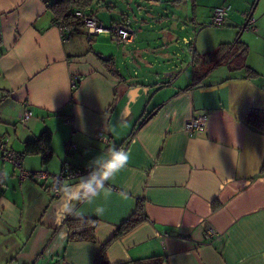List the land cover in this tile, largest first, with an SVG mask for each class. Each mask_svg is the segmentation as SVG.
I'll return each mask as SVG.
<instances>
[{"label":"crops","instance_id":"1","mask_svg":"<svg viewBox=\"0 0 264 264\" xmlns=\"http://www.w3.org/2000/svg\"><path fill=\"white\" fill-rule=\"evenodd\" d=\"M55 1L0 0V137L23 152L25 141L51 132V160L26 154L27 170H98L112 149L128 152L130 160L99 195L75 202L71 211L79 215L62 219L61 193L67 191L70 200L78 188L55 194L49 180L20 179L18 169L0 162V264H94L137 202L146 219L107 244L111 264L151 256L162 258L161 264H264V130L246 120L250 111H264V0H122L127 9L116 0H98L99 7L119 14L107 26L123 14L130 18L124 10L132 2L148 14H190L181 28L200 30L194 40L182 39L191 67L190 81L182 85L177 73L170 80L159 73L137 79L136 70L122 68L137 56L149 70L158 65L148 37L115 45V57L105 41L87 40L81 29L68 26L71 37L63 38L49 8ZM219 6L228 7L224 25L207 26ZM250 14L255 30L244 28ZM165 37H172L171 30ZM236 40L247 46L246 64L256 75L240 67L236 53L197 75L193 52ZM159 48L167 50V41ZM73 76L79 80L72 90ZM26 110L31 116L22 125ZM199 115L207 116L205 132L186 133L185 120ZM68 141L77 148L65 153ZM77 218L96 219L93 238H69L66 222ZM208 228L216 235L206 238Z\"/></svg>","mask_w":264,"mask_h":264},{"label":"trees","instance_id":"2","mask_svg":"<svg viewBox=\"0 0 264 264\" xmlns=\"http://www.w3.org/2000/svg\"><path fill=\"white\" fill-rule=\"evenodd\" d=\"M95 0H57L52 2L49 6L50 11L54 15V19L63 20L67 26L73 28V30L77 31L80 29L82 23L81 21L74 15V11L86 10V8L91 7ZM181 1V0H174ZM191 40H188V42ZM191 47V46H190ZM248 52L247 46L236 40L234 43H222L215 51L207 52L204 54H198L193 52L191 64L197 70V75H199L200 71L204 69H209L213 65L227 61L229 57L236 53V61L239 62L240 67L244 68L249 76L256 75L257 73L247 66L246 64V55ZM113 60V57L110 56L106 63H110ZM78 81L73 85L72 90L77 86ZM246 120L251 125L264 130V111H250L246 115ZM52 134L49 130L43 131L37 138L27 140L24 143L23 155L26 154H39L42 158L43 163H47L51 160L53 155V149L51 146ZM20 152V151H19ZM146 219V214L144 212L143 203L137 202V206L133 214L129 216L124 222H122L115 233L108 241L115 240L121 235L127 233L139 223ZM68 230H69V238H82L88 237L93 238V229L96 225V219L92 218H77V219H69L66 222ZM88 229L76 231V229H80L82 227H87ZM103 245L98 252L94 264H111L107 260L106 256V246ZM162 258L158 256H151L144 259H133L117 264H161Z\"/></svg>","mask_w":264,"mask_h":264},{"label":"built area","instance_id":"3","mask_svg":"<svg viewBox=\"0 0 264 264\" xmlns=\"http://www.w3.org/2000/svg\"><path fill=\"white\" fill-rule=\"evenodd\" d=\"M228 7L219 6L212 10L210 25L222 26L224 25L225 15ZM74 15L81 21L80 27L82 34L91 39L94 35L107 33L111 41L117 46L125 45L133 42L136 38V32L131 27V19L126 14H123L122 19L114 22L108 27L103 26L98 22L91 9L88 7L86 10H75ZM191 23H193L191 21ZM185 25V22H182ZM56 25L60 30L63 38L69 39L71 37L72 30L66 25L63 20H57ZM244 28L249 30H255V18L250 14L244 24ZM189 40V39H188ZM185 39L186 42H188ZM79 80L78 77L73 76L71 82L73 85ZM31 116V111L26 110L20 115V122L22 125L26 123V120ZM207 116L199 115L196 117H190L184 122V131L190 135L200 134L205 132ZM99 139H104L100 134L97 135ZM77 148L76 144L72 141H68L65 145V153H70ZM24 155L16 151L9 146L8 140L5 137H0V162L9 163L19 171L20 179H27L35 183H43L49 180L50 187L55 194H59L63 190L65 181L71 178L80 176H87V173L95 171L93 168H70L67 165L63 167L60 172L52 173L46 170H27L22 166V160ZM216 235V231L213 228H208L204 232L206 238H211Z\"/></svg>","mask_w":264,"mask_h":264},{"label":"rangeland","instance_id":"4","mask_svg":"<svg viewBox=\"0 0 264 264\" xmlns=\"http://www.w3.org/2000/svg\"><path fill=\"white\" fill-rule=\"evenodd\" d=\"M108 2V0H106ZM137 1V0H136ZM138 2V1H137ZM100 3H103L101 1ZM114 3H117L119 5L120 9H127V1H122V0H116ZM140 3V2H139ZM138 3V4H139ZM145 3H141V7ZM130 5V9L124 10L126 12H129L128 14L130 15L131 19V27L135 30L136 32V38L135 40H144L142 37H148L147 40L150 42V53L153 54L155 53L156 56L158 57V65L151 67L150 70L145 66L146 62L142 59L139 58V56L135 57L134 63L132 62H127L122 68L127 67V69L130 70V73L132 74L133 70H136L137 75L135 78H140L142 79L143 76H146L147 78H155L156 73H159V79H169L170 77H165L163 75V71L161 70L164 65L166 67L170 64H173L174 69V74L177 73V79H178V84L182 85L186 81H190V63H189V45L185 46L183 44V37L188 38L189 40H194L196 34L199 32V29H191L190 27H186L188 23L186 22L187 16H190L188 12L181 11L180 13L172 14L170 11L165 12L159 10V14H148L145 12V9L138 10V6L132 2ZM92 12L94 16L100 20L103 21L104 26L108 27L107 23L110 22V19L118 17L119 14L113 15L110 14V11L99 7L98 0L94 1L92 5ZM117 13L118 10H116ZM141 18L142 20H147L146 23L142 24L141 21L135 22L134 20ZM182 22L186 23L185 29L181 28ZM193 24V23H192ZM208 24L207 26H209ZM214 26V25H213ZM190 28V29H189ZM138 29V31H137ZM171 30L172 37L169 39H166V31ZM138 35V36H137ZM86 38V37H85ZM87 39V38H86ZM89 40V39H87ZM90 40H103L106 42V46L108 49L111 51L110 54L115 57L118 54V48L115 46L114 43H112L110 37L105 34H99V35H94L91 37ZM163 41H167V46L169 47L167 50L163 49L161 52V49L159 46L162 44ZM171 51H174L171 53ZM179 53V57L175 55V53ZM170 60L169 64L167 61ZM119 62V61H118ZM149 70L150 73L144 72V70ZM145 70V71H146ZM169 71V70H168ZM128 77H126L127 79ZM134 78V80H135Z\"/></svg>","mask_w":264,"mask_h":264},{"label":"clouds","instance_id":"5","mask_svg":"<svg viewBox=\"0 0 264 264\" xmlns=\"http://www.w3.org/2000/svg\"><path fill=\"white\" fill-rule=\"evenodd\" d=\"M100 159H104V155L97 156L92 161L96 163ZM130 160V154L123 149H112L104 160L102 168L93 172L87 173V179L81 176L79 182L75 185L65 184V189L71 190L78 188L77 191H72L70 200L66 199L68 192L61 193L62 200L64 201L57 215L62 219L65 215H79L77 211L73 213L71 209L75 208V202L83 200H90L99 195L100 190L105 188V182L113 179L117 173L124 169Z\"/></svg>","mask_w":264,"mask_h":264},{"label":"water","instance_id":"6","mask_svg":"<svg viewBox=\"0 0 264 264\" xmlns=\"http://www.w3.org/2000/svg\"><path fill=\"white\" fill-rule=\"evenodd\" d=\"M101 58L105 59V60L109 59V57H107V56H101ZM163 75L165 77H172V75H174V72L172 70H169V71L165 72Z\"/></svg>","mask_w":264,"mask_h":264},{"label":"bare ground","instance_id":"7","mask_svg":"<svg viewBox=\"0 0 264 264\" xmlns=\"http://www.w3.org/2000/svg\"><path fill=\"white\" fill-rule=\"evenodd\" d=\"M93 10V9H92Z\"/></svg>","mask_w":264,"mask_h":264}]
</instances>
